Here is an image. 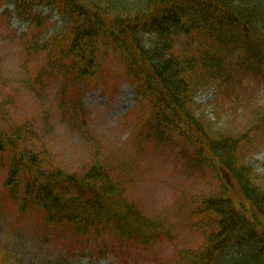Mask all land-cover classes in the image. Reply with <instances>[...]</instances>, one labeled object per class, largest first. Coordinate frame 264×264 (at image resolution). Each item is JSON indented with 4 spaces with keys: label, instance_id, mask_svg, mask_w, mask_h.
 Returning a JSON list of instances; mask_svg holds the SVG:
<instances>
[{
    "label": "trees",
    "instance_id": "trees-1",
    "mask_svg": "<svg viewBox=\"0 0 264 264\" xmlns=\"http://www.w3.org/2000/svg\"><path fill=\"white\" fill-rule=\"evenodd\" d=\"M12 3L17 16L30 24L47 19L33 11L36 4L66 19L67 29L43 48L47 62L61 65L71 76L70 85L96 73L112 54L148 108L143 123L160 133H177L198 165L219 168L220 191L205 196L195 208L200 225L207 217L204 243L181 249L172 264H264V183L256 182L243 156L250 150V138L216 131L197 114L193 100L202 78L222 83L243 72L264 71V0ZM193 38L199 39L197 51L185 44ZM35 47L33 42L31 49ZM200 71L203 76L197 77ZM22 127L0 131V160L10 154L4 187L22 211L39 210L48 224L69 227L80 236L112 229L119 238L145 247L161 237L159 226L124 197L120 182L100 161L81 174L45 170L42 151L25 145L28 126Z\"/></svg>",
    "mask_w": 264,
    "mask_h": 264
},
{
    "label": "rangeland",
    "instance_id": "rangeland-1",
    "mask_svg": "<svg viewBox=\"0 0 264 264\" xmlns=\"http://www.w3.org/2000/svg\"><path fill=\"white\" fill-rule=\"evenodd\" d=\"M34 8L47 17L42 24L30 25L8 0H0V131L28 126L25 145L42 151L45 170L81 174L100 161L120 182L124 197L159 226L161 237L144 247L118 239L111 229L80 236L48 224L39 210L21 211L4 187L7 154L0 160V264H169L177 250L199 248L208 226L207 217L200 225L195 208L220 191L219 168L198 165L177 133L143 123L148 108L112 54L96 73L70 85L71 76L61 65L49 64L43 48L67 29L66 19L48 7ZM198 40L185 44L197 51ZM197 74L202 77L203 71ZM231 81L227 86L202 78L194 93L196 112L216 131L250 138L243 156L261 184L264 71L243 72Z\"/></svg>",
    "mask_w": 264,
    "mask_h": 264
}]
</instances>
